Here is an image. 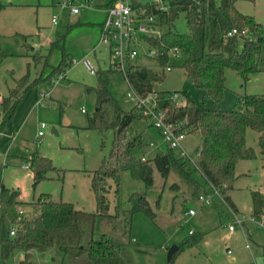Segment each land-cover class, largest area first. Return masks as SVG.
<instances>
[{"label": "rangeland", "instance_id": "obj_1", "mask_svg": "<svg viewBox=\"0 0 264 264\" xmlns=\"http://www.w3.org/2000/svg\"><path fill=\"white\" fill-rule=\"evenodd\" d=\"M107 1L70 0V4L61 6L54 5L52 0H0L3 4L0 9V99L8 96L15 80L28 75V86L21 91L10 118L4 116L0 104V183L19 190V199L25 202L47 193L53 200L72 203L76 209L97 211L91 179L93 171L108 158L113 133L107 130L101 135L87 128V119L95 109L92 88L97 79L87 72L80 60L86 56L95 67L102 70L108 67L109 60L102 48L92 52L98 39L95 24L102 21L101 7ZM70 5L79 6V12L71 14ZM238 8L264 23V0H241ZM52 15L56 16L55 23L50 21ZM158 28L160 32L166 30L164 25ZM172 28L178 33L186 32L183 13L172 22ZM56 38H62L61 48L49 49V42ZM63 55L71 63L63 72L56 73L54 68ZM135 62L156 68L150 58L139 56ZM106 78L118 105L129 109L131 102L125 96L130 89L123 74L113 69L107 72ZM152 88L172 93L175 106L182 105L185 99L209 103L203 92L186 77L180 59L163 72L161 80ZM263 92V72L251 74L244 82L236 72L225 69L224 91L214 106L231 110L236 108L239 96ZM40 122L45 127L39 141L35 134ZM134 136H138V141L131 152L136 159H150L166 149L146 118L129 123L126 139ZM246 142L257 156L237 163L238 178L228 193L236 206L234 214L243 220L242 226L228 230L233 216L196 170H190L193 181L187 182L172 170L161 178L153 169L152 184L145 188L124 169L119 172L116 191L113 179H104L106 215L96 216L94 235L104 234L120 243L123 264H167L166 251L173 244L180 248L172 254L170 264H264L261 256L264 216L252 217L250 195L251 190L264 188V155L260 152L256 132L247 130ZM199 143L197 132L186 133L182 140L194 162ZM31 152L46 157L53 166L45 172V178L34 185L26 162ZM172 152L177 155L175 149ZM186 162L188 167H193L187 159ZM133 192L144 194L154 213L152 218L142 211L131 210L128 197ZM203 193L211 195L209 204L197 200ZM188 209L193 210L192 215L186 214ZM12 227L0 211V239ZM198 234L201 235L198 244L182 245V241ZM21 255L18 250L5 258L0 255V264H17ZM30 259L36 264H50L45 254L32 252Z\"/></svg>", "mask_w": 264, "mask_h": 264}, {"label": "trees", "instance_id": "obj_2", "mask_svg": "<svg viewBox=\"0 0 264 264\" xmlns=\"http://www.w3.org/2000/svg\"><path fill=\"white\" fill-rule=\"evenodd\" d=\"M238 0H166L167 8L158 11L147 7L158 24L166 26L164 32L146 38L157 55L153 58L155 69L139 64H127L125 80L138 96L155 93L157 107L164 111L165 120L186 133L197 132L200 143L195 150L196 161L188 167L186 159L173 154V149L156 153L150 159L134 158L131 152L138 136L126 139L129 123L143 118L140 111L131 106L124 110L107 87V72L113 70L108 64L105 70L96 68L95 109L87 119V128L101 135L111 130L113 140L108 158L93 171L91 188L95 191L96 213L76 209L72 203L53 200L49 194L40 193L34 200L19 199V191L4 187L0 183V211L10 224L14 234L0 239V255L5 258L18 250L21 259L17 264H36L30 259L32 252L48 256L50 264H123L122 245L110 237L93 232L96 216L106 215L103 186L105 178H112L115 191L118 187L119 172L128 170L130 176L138 179L143 186L152 184V170L161 178L172 170L187 182L193 181L190 170H196L204 182L215 189L221 201L232 212L236 207L229 197L234 181L237 180L236 165L241 160L256 158L254 149L247 145V130L257 133L260 152L264 155V92L239 96L236 108L219 109L214 106L224 91V71L236 72L246 82L253 73H264V24L253 16L240 12L234 2ZM3 4L0 3V9ZM179 13L184 14L186 32L173 30L172 22ZM232 29L236 34L227 36ZM244 31V33H241ZM62 38L49 43L50 48H61ZM175 47L180 53V67L191 83L201 90L209 100L208 104L185 99L182 105H173L172 93L155 91L152 85L162 78L164 67L169 62L167 50ZM48 56V53L47 55ZM63 58L54 71L63 72L69 66ZM175 62H172V66ZM53 72L51 73V75ZM50 75V76H51ZM27 73L14 81L8 96L0 99L5 117L10 118L21 91L27 85ZM174 94V92H173ZM27 168L32 173L33 185L45 178V172L53 169L50 160L31 152L26 158ZM192 168V169H191ZM100 182V183H99ZM251 215L264 216V188L250 191ZM132 211H142L152 218L144 194L133 192L128 197ZM201 235L182 241V245L198 244ZM262 259L264 262V245ZM180 245L177 246L178 250ZM172 255L167 260L171 263Z\"/></svg>", "mask_w": 264, "mask_h": 264}, {"label": "built area", "instance_id": "obj_3", "mask_svg": "<svg viewBox=\"0 0 264 264\" xmlns=\"http://www.w3.org/2000/svg\"><path fill=\"white\" fill-rule=\"evenodd\" d=\"M52 1L54 5L59 4L63 6L70 4V0ZM149 6H154L158 11H164L167 8L166 0H111L104 8V18L100 25L97 42L92 47V52L102 48L107 54L110 67L120 71L124 78L126 77L125 67L127 64H137L135 62L137 57L140 56L153 60L157 55L155 48L146 39L156 36L160 32L156 15L147 12L146 8ZM69 12L77 14L79 6L70 5ZM50 21L55 23L56 16L52 15ZM236 33L237 31L232 29L226 35L231 36ZM241 33H244V31H241ZM167 56L169 62L165 65L164 71H168L172 67L171 63L176 62L180 58V53L178 49L172 47L167 50ZM80 62L89 74L94 75L96 67L88 57H83ZM155 96V93H149L144 97H140L130 89V93H127L125 97L131 102V106L140 111L143 118L150 121V125L157 130L166 147L175 149L178 156L194 164V161L182 144L185 133L177 130L176 126L165 120L164 111L157 107ZM44 127L45 124L43 122L38 123L36 137L42 136V129ZM23 167H26V165H23ZM210 189L212 194L219 196L215 189L211 187ZM197 200L202 204H209L211 202V195L207 193L200 194L197 196ZM228 210L233 216V221L227 226L228 230H233L236 225L242 226L243 220L229 208ZM186 214L192 215L193 210L188 209ZM261 224L264 225V220H262ZM14 229L15 226L13 224L12 229L8 232L9 235L14 234ZM246 247H249V245L246 244Z\"/></svg>", "mask_w": 264, "mask_h": 264}, {"label": "crops", "instance_id": "obj_4", "mask_svg": "<svg viewBox=\"0 0 264 264\" xmlns=\"http://www.w3.org/2000/svg\"><path fill=\"white\" fill-rule=\"evenodd\" d=\"M241 0H238V1H236V2H234V6H236V8L239 10V2H240ZM111 2V0H108L106 3H104L103 5H102V7H101V12L103 13V18H104V8L109 4ZM241 12V11H240ZM243 13V12H242ZM248 14V13H247ZM249 15H251V16H253L252 14H249ZM253 18H254V16H253ZM255 19V18H254ZM256 20V19H255ZM102 21H103V19H102ZM102 21L100 22V23H97V24H95V26H96V29H97V31H98V34H99V30H100V25H101V23H102ZM257 21V20H256ZM258 22H260V21H258ZM262 23V22H261ZM264 24V23H263ZM55 40V39H54ZM53 41V40H52ZM50 43V42H49ZM96 68H98V66L96 67ZM37 130H38V127H37ZM43 135V134H42ZM35 137H36V134H35ZM41 137L42 136H40V137H36V138H38V140L40 141L41 140ZM32 174V173H31ZM19 191V190H18ZM234 207H236V206H234ZM249 248V247H248Z\"/></svg>", "mask_w": 264, "mask_h": 264}, {"label": "water", "instance_id": "obj_5", "mask_svg": "<svg viewBox=\"0 0 264 264\" xmlns=\"http://www.w3.org/2000/svg\"><path fill=\"white\" fill-rule=\"evenodd\" d=\"M189 79V81L191 82V79L190 78H188ZM53 130V128H51V131ZM176 249H177V245H171L168 249H167V251H166V259L168 260V258L170 257V255H172L175 251H176Z\"/></svg>", "mask_w": 264, "mask_h": 264}]
</instances>
